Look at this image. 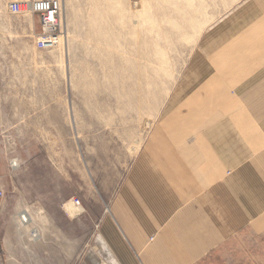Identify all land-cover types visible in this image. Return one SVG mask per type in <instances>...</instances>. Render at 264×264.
<instances>
[{"label":"rangeland","instance_id":"1","mask_svg":"<svg viewBox=\"0 0 264 264\" xmlns=\"http://www.w3.org/2000/svg\"><path fill=\"white\" fill-rule=\"evenodd\" d=\"M9 1L0 0V154L10 166L0 244L39 246L41 264H108L96 219L169 94L187 33L216 0H62L64 42L45 52L33 47L36 19L11 15ZM73 199L81 208L69 217Z\"/></svg>","mask_w":264,"mask_h":264},{"label":"crops","instance_id":"2","mask_svg":"<svg viewBox=\"0 0 264 264\" xmlns=\"http://www.w3.org/2000/svg\"><path fill=\"white\" fill-rule=\"evenodd\" d=\"M207 7L96 219L108 264H264V0ZM8 167L0 154L2 187ZM41 249L0 244V264H41Z\"/></svg>","mask_w":264,"mask_h":264},{"label":"built area","instance_id":"3","mask_svg":"<svg viewBox=\"0 0 264 264\" xmlns=\"http://www.w3.org/2000/svg\"><path fill=\"white\" fill-rule=\"evenodd\" d=\"M8 11L11 15L21 16L30 14L37 21L39 32L33 38V47L39 52L50 51L63 42L62 36V0H10ZM5 197L3 187L0 186V201ZM74 208H81L78 199L71 200ZM19 223L26 224V216L22 214Z\"/></svg>","mask_w":264,"mask_h":264},{"label":"bare ground","instance_id":"4","mask_svg":"<svg viewBox=\"0 0 264 264\" xmlns=\"http://www.w3.org/2000/svg\"><path fill=\"white\" fill-rule=\"evenodd\" d=\"M61 44L59 46H61ZM63 208H65V213H67L69 215V217L70 216H75L76 214H79V210L77 208L72 207V205L69 204V203L68 204H64Z\"/></svg>","mask_w":264,"mask_h":264}]
</instances>
